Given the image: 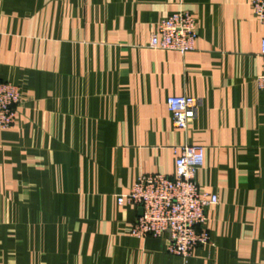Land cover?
<instances>
[{
    "label": "crops",
    "instance_id": "1",
    "mask_svg": "<svg viewBox=\"0 0 264 264\" xmlns=\"http://www.w3.org/2000/svg\"><path fill=\"white\" fill-rule=\"evenodd\" d=\"M182 10L194 49L149 48ZM262 37L250 0H0V81L22 97L0 129V264H264ZM171 95L201 100L185 129ZM185 143L203 146L195 179L217 202L183 259L166 234L132 236L140 207L116 197L172 176Z\"/></svg>",
    "mask_w": 264,
    "mask_h": 264
},
{
    "label": "built area",
    "instance_id": "2",
    "mask_svg": "<svg viewBox=\"0 0 264 264\" xmlns=\"http://www.w3.org/2000/svg\"><path fill=\"white\" fill-rule=\"evenodd\" d=\"M252 11L264 25V0H250ZM197 24L190 11L173 12L158 21L148 39V47L173 50L185 54L194 49ZM259 56L262 71L256 78L258 89L264 90V37L260 39ZM17 85L0 81V129L13 126L21 104ZM175 128L185 129L194 119L201 100L187 95H171L166 99ZM174 173L141 174L125 194L116 197L118 205H136L142 214L134 221L130 234L134 237H168L166 250L183 259L192 250L209 242L205 228V210L217 202V195L201 190L196 173L202 166L204 149L199 144H182L173 148Z\"/></svg>",
    "mask_w": 264,
    "mask_h": 264
},
{
    "label": "water",
    "instance_id": "3",
    "mask_svg": "<svg viewBox=\"0 0 264 264\" xmlns=\"http://www.w3.org/2000/svg\"><path fill=\"white\" fill-rule=\"evenodd\" d=\"M142 214V208L140 207V209H139V215H141Z\"/></svg>",
    "mask_w": 264,
    "mask_h": 264
}]
</instances>
